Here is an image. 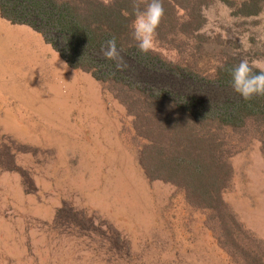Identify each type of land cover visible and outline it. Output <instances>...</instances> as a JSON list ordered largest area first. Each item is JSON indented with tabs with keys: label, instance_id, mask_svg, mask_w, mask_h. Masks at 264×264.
<instances>
[{
	"label": "rangeland",
	"instance_id": "rangeland-1",
	"mask_svg": "<svg viewBox=\"0 0 264 264\" xmlns=\"http://www.w3.org/2000/svg\"><path fill=\"white\" fill-rule=\"evenodd\" d=\"M238 1L209 0L192 35L197 41H155L151 52L189 64L201 82L244 58L264 69V1L250 17L234 13ZM15 25L22 24L0 16V264H243L220 244L224 234L208 212L186 205L172 185L145 179L136 160L142 142L113 95L87 73L65 63L72 71L62 70L29 26L28 36L6 31ZM195 43L196 53L189 50ZM231 137L228 148L239 152L228 158L231 178L221 199L243 244L264 255L252 223L264 224V185L242 187L243 170L262 158L259 142L249 132L238 144Z\"/></svg>",
	"mask_w": 264,
	"mask_h": 264
},
{
	"label": "trees",
	"instance_id": "trees-1",
	"mask_svg": "<svg viewBox=\"0 0 264 264\" xmlns=\"http://www.w3.org/2000/svg\"><path fill=\"white\" fill-rule=\"evenodd\" d=\"M208 1L163 0L165 16L155 41L171 44L196 34ZM263 1L239 0L234 13L255 16ZM139 2L143 10L150 0ZM0 16L29 26L69 68L89 74L111 93L132 116V130L142 142L136 160L145 179L172 185L186 205L208 212L224 234L219 239L228 254L239 255L243 264H264L262 251L250 250L238 237L242 229L221 199L231 178L228 158L239 152L237 146L228 148L231 136L238 144L249 132L264 160V97L244 101L234 92L233 65L217 67L212 78L201 82L193 79L188 63L173 65L151 51L140 53L132 35V0H0ZM112 37L126 65L122 69L101 53ZM198 48L195 43L189 50L196 53Z\"/></svg>",
	"mask_w": 264,
	"mask_h": 264
},
{
	"label": "clouds",
	"instance_id": "clouds-1",
	"mask_svg": "<svg viewBox=\"0 0 264 264\" xmlns=\"http://www.w3.org/2000/svg\"><path fill=\"white\" fill-rule=\"evenodd\" d=\"M133 15L132 35L137 42L138 51L142 54L149 53L155 43L157 29L164 16L163 0H150L147 7L141 10L139 0H132ZM105 59L116 62L117 69L125 67L121 50L118 49L116 38L108 39L101 48ZM255 64L261 62L256 61ZM232 88L244 101H250L256 97H264V69L253 71L249 61L244 58L231 69Z\"/></svg>",
	"mask_w": 264,
	"mask_h": 264
},
{
	"label": "crops",
	"instance_id": "crops-1",
	"mask_svg": "<svg viewBox=\"0 0 264 264\" xmlns=\"http://www.w3.org/2000/svg\"><path fill=\"white\" fill-rule=\"evenodd\" d=\"M15 28V29H14ZM6 31L7 32H16V33H19V34H23V35H25V36H28L29 35V33H32V31H31V29L29 28V27H27V26H24V25H18V26H13V27H9V29L7 28L6 29ZM37 34V33H36ZM35 33H34V36L36 37L37 35H36ZM43 41V40H42ZM41 41V43H40V48L42 49V51L44 52V53H48L47 55L49 56V58L51 59V60H53L55 63L56 62H59L61 65L63 64L64 66H65V64H64V62L55 54V53H53V52H51V47L48 45V44H46L44 41L42 42ZM30 50H32V49H28L27 50V55L29 54V51ZM39 56L40 55H42L41 53H37ZM43 56V55H42ZM51 56L53 57V58H51ZM61 66V69L62 70H66V69H68L66 66V69H65V67L64 66ZM68 71H72V70H70V69H68ZM100 93H99V90H98V105L100 104V102H101V100H100V95H99ZM233 169H234V173H233V178H232V181H233V184H234V190H235V188H236V181H235V178H236V174L238 173V172H240V169H238L237 171H236V166H234L233 167ZM236 171V172H235ZM242 174L244 175V178H243V181H244V185H242V187H245V189L247 188V187H250V186H252V185H258V183H263V185H264V161L262 160V158H259V159H257V160H255L254 162H252V164H251V166H250V168L248 169V167H246L244 170H243V172H242ZM256 177H258V178H262V181H260V182H256L255 180H257V179H255ZM260 196L262 197V199H263V201H264V191L260 194ZM261 210H262V213H261V218H264V202L262 203V207H261ZM263 221V220H262ZM258 221H255V222H252L253 224H254V226H257V228H258V230H256V231H258L259 232V234H261L263 237L262 238H264V224L262 225V224H259L258 225V223H257ZM264 222V221H263ZM263 228V229H262Z\"/></svg>",
	"mask_w": 264,
	"mask_h": 264
}]
</instances>
